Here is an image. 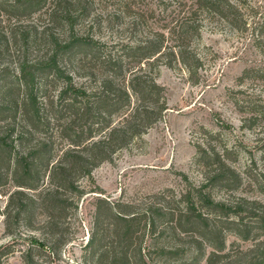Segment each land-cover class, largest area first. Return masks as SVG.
Masks as SVG:
<instances>
[{"label":"trees","instance_id":"16d2710c","mask_svg":"<svg viewBox=\"0 0 264 264\" xmlns=\"http://www.w3.org/2000/svg\"><path fill=\"white\" fill-rule=\"evenodd\" d=\"M257 12L248 0H0V119L6 120L0 134V185L10 176L15 186L7 209L15 199L14 216L20 219L35 205L59 209L72 200L61 199L63 192L84 194L80 178L90 177L93 168L142 139L162 119L167 107L164 87L155 80L159 66H181L188 81L198 83L202 54L192 42L201 39V23L249 35L257 46L264 41V15ZM103 24L122 38L109 42L95 36ZM15 55L16 72L10 73L5 59ZM246 76L264 81V66L245 67L238 79L243 82ZM58 83L56 104L50 93ZM234 102L249 115L243 118L249 127L264 120V102L252 95ZM17 116L26 127L19 139L44 131L50 120H62L67 146L51 154L42 140L26 152L15 151L16 138L7 140ZM201 129L206 139L195 146L194 157L204 170L201 184L189 182L178 194L170 188L151 194L143 207L97 197L94 223L115 218L119 239L127 246L134 243L141 218L149 233L159 225L160 234L174 243L164 250L172 257L186 235L194 245V264L206 247L211 248L207 263L219 264L228 254L223 251L229 232L255 243L236 264H264V202L228 194L222 200L212 197L207 188L230 193L238 184L223 150L209 142L211 132Z\"/></svg>","mask_w":264,"mask_h":264},{"label":"rangeland","instance_id":"374dc122","mask_svg":"<svg viewBox=\"0 0 264 264\" xmlns=\"http://www.w3.org/2000/svg\"><path fill=\"white\" fill-rule=\"evenodd\" d=\"M248 2L255 6L258 17L264 15V0ZM253 19L257 16L249 18ZM102 26L95 36L109 42L122 38L116 29L111 31L105 24ZM201 26V39L192 42L202 54L199 82H189L181 66L172 69L160 65L155 80L165 90L167 108L162 119L149 128L142 139L93 168L90 177L80 178L84 194L78 197L63 192L61 199L66 196L72 199L62 204L65 208L50 211L35 205L25 218L19 219L14 216L15 199L8 209L6 207L9 194L15 189L14 183L10 176L3 180L0 185V264H194L191 261L194 245H190V237L186 235L179 238L178 255L172 257L165 251L174 243L160 234L161 226L157 225L154 232L149 233L141 218L133 231L134 245L127 246V241L119 239L121 230L115 218L104 217L95 224L94 216L97 197L143 207L152 199L148 198L151 194L167 188L178 194L189 182L201 184L204 170L194 161L195 146L206 139L201 127L211 132L209 142L223 150L238 184L230 193L207 188L212 197L222 200L228 194L264 202V120L249 127L243 121L249 115L241 113L234 102L246 95L264 102V81L247 76L243 82L238 79L245 67L264 66V41L255 46L249 35L224 25L204 21ZM17 56L5 59L10 73L16 72ZM75 79L81 80L76 76ZM60 87L58 83L50 93L56 104L60 103L57 98ZM16 123L7 142L16 138L17 152H26L43 140L51 154H58L68 144L62 135V120H50L44 131L27 133L21 139L17 134L26 127H21L19 116ZM5 124L6 120L1 118L0 134L5 132ZM2 159L6 167L5 157ZM27 194L34 197V193ZM93 231L96 235L91 244ZM254 244V241H243L232 233H225L223 252L228 254L219 264H236ZM210 250L206 247L205 255L195 264H208L206 257Z\"/></svg>","mask_w":264,"mask_h":264}]
</instances>
